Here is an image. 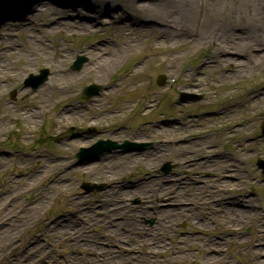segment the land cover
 Listing matches in <instances>:
<instances>
[{"label":"rangeland","instance_id":"rangeland-1","mask_svg":"<svg viewBox=\"0 0 264 264\" xmlns=\"http://www.w3.org/2000/svg\"><path fill=\"white\" fill-rule=\"evenodd\" d=\"M89 3L101 5L92 7L97 15L44 5L27 24L8 23L0 31V222L6 225L0 229L10 236L0 244V264H212L206 248L222 238L214 251L224 259L214 264L264 259V176L255 165L264 158L259 128L264 123V0ZM128 8L132 21L121 16ZM148 10L169 12L164 25L148 18ZM101 44L118 55L116 63L94 64ZM76 53L89 61L79 70L71 69ZM221 53L232 60L220 64ZM241 62L244 67H236ZM45 67L54 72L37 88L24 85L26 72L37 74ZM59 75H73L64 90L54 83ZM90 83L102 87L98 102L81 97ZM181 92L201 95L200 107L180 102ZM138 96L140 105L133 107ZM32 110L39 112L34 126L23 120ZM124 138L173 139L175 148L154 143L146 157L137 152L131 162L125 160L128 154H107L109 162H89L92 169L74 158L80 147L98 139ZM227 144L232 153L219 149ZM186 159L191 162L183 164ZM117 160L122 163L109 164ZM167 160L177 164L173 177L160 171ZM44 167L48 173L35 180ZM141 179L152 182L123 190L122 185ZM27 181L34 182L32 189ZM83 181L106 187L83 193ZM135 197L147 200L146 206L129 204ZM218 198L237 206L238 220L222 211ZM157 208L175 211L162 217ZM65 217L71 223L67 238L47 227L56 222L64 229ZM140 217L157 218L153 236H147L145 228L152 226ZM10 222H18V229ZM227 223L236 234L227 231ZM136 228L163 242L159 251L152 248L159 254H148L149 244L136 242ZM255 248L261 256L249 252Z\"/></svg>","mask_w":264,"mask_h":264},{"label":"bare ground","instance_id":"bare-ground-1","mask_svg":"<svg viewBox=\"0 0 264 264\" xmlns=\"http://www.w3.org/2000/svg\"><path fill=\"white\" fill-rule=\"evenodd\" d=\"M104 3H101V4H105L106 3V1H103ZM93 5H95L94 7H99V8H101V5L100 4H92V7H93ZM134 6H136L137 8L139 7V8H141L142 6H143V4H140V5H137V4H135L134 3ZM36 10H38V11H43L44 10V8H42V7H36ZM132 10L131 9H127V10H123L122 12H121V16L123 17V18H125L126 20H129V21H132L131 19H130V12H131ZM147 13H149V15L147 16L148 18H150V17H154L156 20H155V22L157 23V25L158 26H163L164 25V23H165V21H166V18L169 16V12H162V11H154V12H152L151 10H148V12ZM152 15V16H151ZM185 17V18H188V16L187 15H180V17ZM48 17H50V16H48ZM190 21V19H188L187 20V24H188V22ZM180 25H182V24H180ZM185 26V25H184ZM82 27H84L83 25H82ZM153 28H158V27H155L154 26V24H153V26H152ZM181 27H183V26H181ZM226 30H233V27L232 28H228V29H226ZM174 32H175V30H174ZM186 34H188V32H185V35ZM172 35V34H171ZM173 36V35H172ZM233 36V33L231 32V34H230V37H232ZM176 40V39H175ZM196 44H199V42H196ZM17 50V52L20 54V55H22V51L20 50V49H16ZM88 49H86V50H84L83 52H85V51H87ZM97 52L95 53V56H94V54H93V61H94V64L97 66V67H101V66H103V65H106V64H110V65H112V64H114V63H116L117 62V60H118V55L116 54V53H112L111 51L112 50H109L108 49V45L107 44H103L102 45V47H97V49H95ZM227 51V53H231V50L230 49H226ZM232 59L231 58H227V57H225V55L224 54H220L219 55V61H220V64H224V65H226V64H228V62H230ZM209 61H207L206 63H208ZM244 63H237V65H236V67H238V68H240V67H244ZM54 69V68H53ZM87 69H85V71H86ZM169 71H170V69H169ZM53 72H54V70H53ZM73 76V75H72ZM72 76H70L69 78H68V76H66V75H59V77H57V76H54V78H55V84L56 85H58L57 86V89H62V90H64L65 89V87L68 85V81L70 80V78L72 77ZM95 102H98V100H95ZM41 109H42V107H41ZM63 113H65V112H63ZM37 114H39V112L37 113V112H34L33 110L32 111H30V112H26V113H24V115H23V120L25 121V122H28V124H30L31 126L33 125H36V120H34L36 117H37ZM29 115H31V116H33L32 118H27V116H29ZM79 143H81V142H79ZM77 144V143H76ZM75 145V144H74ZM132 157L134 158V157H137V154H134V155H132ZM103 162H106V164L108 163V160H106V161H102V163H101V165L103 164ZM100 165V164H99ZM92 169L94 166L93 165H90V166H86V167H84L85 169H90V168ZM44 173H48V167H44V171H42V172H37V174H38V176L37 177H35V180H39V179H41L42 177H43V174ZM27 185V188H29V189H32L33 188V186H34V182L33 181H31V182H28L27 181V183H26ZM140 186H142V184H139V187ZM125 191H128L127 189H124ZM222 210L224 209V211L225 210H228V214H235V216H236V213H237V211L239 212V210H236L235 209V207H236V205L234 206V207H231V206H229V207H223V206H219ZM170 211H173V210H171V209H169V208H165V209H159V212H160V215L162 216V217H164L166 214H168ZM5 217V216H4ZM193 218H197V216H193ZM235 219H238V217L236 216L235 218H233V220H235ZM116 223H118V225H121L122 227H123V229H124V227H126L125 225H124V223H121V222H116ZM4 225H5V223H1V226L2 227H4ZM16 225H18V222L15 224V225H13L14 226V228H16V229H18V227L19 226H16ZM70 225H71V223H67L66 224V227H70ZM1 226H0V228H1ZM6 226V225H5ZM227 227H230V225L228 226V225H226ZM48 227H51V230L53 231V233L56 235L57 233H59L62 237H67V230H65V229H61V228H59L58 227V224L56 225V222H54V224L52 223V224H50V225H48ZM230 229L232 230V231H236V229L234 228V227H230ZM7 230H5V229H0V244L1 243H7L8 242V239L7 238H10V236H8L7 237ZM136 235H135V240H136V242H138V243H143V244H149V247H148V250L146 251L148 254H151L153 251H155V250H153L152 248L154 247V248H156V250L157 251H159V247H160V245L163 243L160 239H158V238H156V239H153V238H147L146 237V235L145 236H142V233H141V229H139V228H136ZM12 236V235H11ZM181 242H182V240H181ZM222 242V240L220 241V242H218V243H221ZM164 244H166V243H164ZM212 244H216V241H213V243ZM217 247H215V246H210L209 247V249H211L212 251H210V253L209 254H211L210 256H209V259H210V261L211 262H215V260H217V259H219V260H223L224 259V257L223 256H221V254L220 253H217L216 251H214V249H216ZM156 252V251H155ZM251 254H259V256H261V249H259V248H255L254 250H251V251H249ZM156 253H158V252H156ZM215 256H214V255ZM149 256V255H148ZM227 261H225V263H226ZM253 262H254V264H264V259H261L260 257H258V258H254V260H253Z\"/></svg>","mask_w":264,"mask_h":264},{"label":"water","instance_id":"water-1","mask_svg":"<svg viewBox=\"0 0 264 264\" xmlns=\"http://www.w3.org/2000/svg\"><path fill=\"white\" fill-rule=\"evenodd\" d=\"M23 0H0V4H15ZM89 1L95 0H42L41 2L31 6L30 9L25 8L27 11H22V8H18L10 11H3L0 13V31L6 29L8 23H22L27 24L31 15L38 16L36 7H42L44 5H56L61 7L63 11H75L80 12L81 9H85L90 12V15H97Z\"/></svg>","mask_w":264,"mask_h":264}]
</instances>
